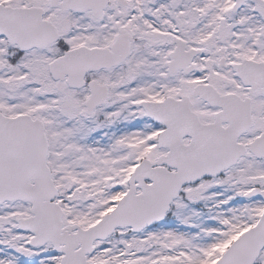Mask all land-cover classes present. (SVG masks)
Returning <instances> with one entry per match:
<instances>
[{
    "label": "snow or ice",
    "instance_id": "1",
    "mask_svg": "<svg viewBox=\"0 0 264 264\" xmlns=\"http://www.w3.org/2000/svg\"><path fill=\"white\" fill-rule=\"evenodd\" d=\"M0 264H264V0H0Z\"/></svg>",
    "mask_w": 264,
    "mask_h": 264
},
{
    "label": "rangeland",
    "instance_id": "2",
    "mask_svg": "<svg viewBox=\"0 0 264 264\" xmlns=\"http://www.w3.org/2000/svg\"><path fill=\"white\" fill-rule=\"evenodd\" d=\"M174 223H175L177 226L183 227V226L179 225V222H178V221H174Z\"/></svg>",
    "mask_w": 264,
    "mask_h": 264
}]
</instances>
